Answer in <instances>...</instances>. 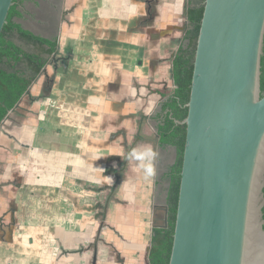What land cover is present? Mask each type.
Segmentation results:
<instances>
[{
  "label": "crops",
  "instance_id": "1",
  "mask_svg": "<svg viewBox=\"0 0 264 264\" xmlns=\"http://www.w3.org/2000/svg\"><path fill=\"white\" fill-rule=\"evenodd\" d=\"M186 2L23 1L17 23L34 35L56 37L58 50L0 125V264L83 262L71 255L86 235L85 211L71 205V183L103 164L104 146L117 168L118 151L144 146L134 140L135 97L173 92L171 64L184 34ZM58 61L62 71L54 72L51 64ZM94 108L102 115L95 116ZM98 118L99 126L91 124ZM119 130L123 135L115 140ZM134 167L125 160L122 172L112 176L117 186L92 264L94 257V264H147L161 189L157 179L144 180Z\"/></svg>",
  "mask_w": 264,
  "mask_h": 264
},
{
  "label": "water",
  "instance_id": "2",
  "mask_svg": "<svg viewBox=\"0 0 264 264\" xmlns=\"http://www.w3.org/2000/svg\"><path fill=\"white\" fill-rule=\"evenodd\" d=\"M203 5L169 264H264V0Z\"/></svg>",
  "mask_w": 264,
  "mask_h": 264
},
{
  "label": "trees",
  "instance_id": "3",
  "mask_svg": "<svg viewBox=\"0 0 264 264\" xmlns=\"http://www.w3.org/2000/svg\"><path fill=\"white\" fill-rule=\"evenodd\" d=\"M23 1L13 0L0 34V125L27 94L58 50L56 37L48 39L34 35L17 23L22 16ZM204 1L186 2L184 34L171 64L173 92H154L159 97V108L153 117L157 146L161 151L172 150L173 160L162 174L161 181L167 186L160 190L155 209H163L164 223L151 229L147 264H169L186 136V126L176 121L182 122L187 116L185 105L189 100ZM260 95H264V39L260 58ZM262 192L264 195V188ZM262 220L264 222V207Z\"/></svg>",
  "mask_w": 264,
  "mask_h": 264
},
{
  "label": "rangeland",
  "instance_id": "4",
  "mask_svg": "<svg viewBox=\"0 0 264 264\" xmlns=\"http://www.w3.org/2000/svg\"><path fill=\"white\" fill-rule=\"evenodd\" d=\"M55 63H56L55 65L51 64V66L54 72L56 71L58 72L59 70H61L59 69V67L63 65V61L62 62L58 61ZM158 98L159 97L154 95L152 91L140 92L136 94L135 99L136 100L138 99V111L135 120V125L137 126V129H136V134L134 135V140H136V143L138 144L143 143L142 145L144 146L151 145L153 149L158 153L157 160L155 161L156 174L154 178L159 181L160 189H162L165 188V186H167V183L161 181L162 174L165 171L167 165L172 162L173 152L172 150L161 151V149H159L157 146L156 128H155L156 122L153 120V117L155 111L158 109V104H157ZM27 101H28L27 103L29 104L30 100ZM93 113L95 114V116L96 114L102 115L101 110H99L98 108H94ZM98 120L99 123H93L92 120H90V122L91 124L94 125L97 124L99 126L101 123V119L98 118ZM13 122H14V117L10 121V123L14 126ZM119 135L120 138L121 135H123V133L120 130L113 138L116 137L115 140L117 139L120 140L119 137L117 138V136ZM102 138L103 140L107 139L106 136H103ZM108 149L109 148L107 146H104L103 148V152H102L104 158L103 164L97 163L92 167L90 166L88 168V171L85 172V174L81 178L76 179L77 182L80 181L79 183L76 182L73 183V181L71 183V188H72L71 205L80 207L81 210L85 211L84 212L85 214L83 216V218L86 221L85 230H84L85 231L84 234L86 235L84 237V242L79 244V246H75L74 248L76 249H72L71 252L72 257H77V255L83 256L84 259L81 264H92V255H93L95 242L96 240L101 239L100 227L103 228L105 227L104 224L101 225L104 219V212L110 206V202L115 194L117 184L116 183L109 184L104 179V177H109V176L117 177L118 176L117 174H120L122 172V168L124 167L125 164V156L127 154V151L125 153L118 151L117 153V155L119 156L118 168L117 167L112 168L114 162H112L111 156L114 154L113 151H107ZM42 165H43V161H42V157H40V161L38 160L37 171L40 170ZM50 168L53 169L55 167L50 166ZM96 168L104 169L103 173L98 171ZM34 172L35 170L33 169V173ZM46 177L48 176L44 175L45 179ZM39 188H40V192L43 193L44 188L43 187H39ZM162 203L163 200L161 201V204ZM163 223H164L163 209L156 210L152 214L151 226L152 227L161 226ZM7 243H13V242L10 241ZM74 244L77 245V243ZM16 251L19 253L23 252L20 248H16ZM75 261L80 262L82 260L75 259Z\"/></svg>",
  "mask_w": 264,
  "mask_h": 264
},
{
  "label": "clouds",
  "instance_id": "5",
  "mask_svg": "<svg viewBox=\"0 0 264 264\" xmlns=\"http://www.w3.org/2000/svg\"><path fill=\"white\" fill-rule=\"evenodd\" d=\"M158 153L153 149L151 145H146L140 148H133L129 151L126 156V161L135 162L134 170L141 173L144 180H151L156 174L155 161L157 160ZM115 167V165H113ZM98 171L103 173L104 169L96 168ZM109 183H113L112 177H104ZM124 182L121 186H123Z\"/></svg>",
  "mask_w": 264,
  "mask_h": 264
},
{
  "label": "bare ground",
  "instance_id": "6",
  "mask_svg": "<svg viewBox=\"0 0 264 264\" xmlns=\"http://www.w3.org/2000/svg\"><path fill=\"white\" fill-rule=\"evenodd\" d=\"M251 230H249V244L253 245V246H257L258 243H261L257 234L255 233V229H253L252 227L250 228Z\"/></svg>",
  "mask_w": 264,
  "mask_h": 264
}]
</instances>
